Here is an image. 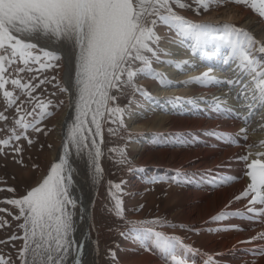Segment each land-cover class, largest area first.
Wrapping results in <instances>:
<instances>
[{
    "label": "snow or ice",
    "instance_id": "1",
    "mask_svg": "<svg viewBox=\"0 0 264 264\" xmlns=\"http://www.w3.org/2000/svg\"><path fill=\"white\" fill-rule=\"evenodd\" d=\"M192 2L197 5L195 11L198 15L201 9L207 12L213 5L230 2L237 6H248L264 18V0ZM173 6L178 9L190 7L182 0H0V92L9 107L15 105L19 98L14 95L16 89L38 100L32 97V93L46 80L41 79L38 84H33L37 76L25 81L20 74L60 67L56 62L61 61L62 55L51 50L52 47H69L74 63V78L70 87H60V91L73 97L75 111V119L67 126L64 154L51 165L42 183L20 198L2 201L16 207L18 214L14 219L23 221L19 225L23 230L22 235L9 238L23 240L22 247L18 249L21 264H68L70 257L73 264H82L84 243H77L74 237L73 217L78 204L71 191L74 170L67 157L71 149L77 155L86 153L96 182L99 181L102 169L97 137L101 136V121L107 115L108 118L119 117L122 123L126 109L117 106L119 95L139 93L151 98L145 89L137 86L135 80L139 75L146 74L163 82L162 74L152 68L153 61H159L163 51L160 48L161 36L157 32L159 26H166L176 37L193 40L192 54H199L201 58L218 54L225 47L230 50L225 63L235 64L239 75L236 80L225 83L238 88L237 99L246 112L242 117L245 128L240 130L242 139L247 138L246 128L252 118L264 111V42L228 23L213 25L193 22L178 14ZM209 47H214L215 51L207 52ZM164 54L168 55L166 52ZM183 63L186 65L189 62ZM169 66L173 65L170 63ZM211 71L209 69L192 82L219 83L213 81ZM9 84L13 90L6 88ZM50 103L40 101L36 105L41 111L35 122H29L24 115H19L22 108L17 106L19 118L14 120L15 126L10 129L9 139L0 141V145L6 147L11 140H20L22 137L17 133V128L41 131L36 124L51 114L47 111ZM217 103L223 104L220 101ZM27 115L32 113L28 112ZM0 120H7V117L0 113ZM261 123L264 125V117ZM28 143L32 141L28 140ZM13 151L19 154L22 149L13 147ZM251 155L248 153L237 157L245 164L250 182L235 199H247L245 213L251 218L264 217V159H261L264 152L255 153V159H249ZM120 187L119 184L110 185L109 194L115 202V215L124 218L122 201L111 192L112 188L119 192ZM6 190L15 191L13 188ZM2 211L5 209L0 208ZM83 212L81 205V215ZM228 215L221 213L213 219L227 218ZM161 223L160 220L141 221L121 235L160 250L171 264H188L184 253L191 255L193 249L176 236L154 231V227ZM256 239L264 240V233ZM111 255L115 256L114 253ZM210 261L211 257L207 264ZM0 264H9V259L0 256Z\"/></svg>",
    "mask_w": 264,
    "mask_h": 264
},
{
    "label": "bare ground",
    "instance_id": "2",
    "mask_svg": "<svg viewBox=\"0 0 264 264\" xmlns=\"http://www.w3.org/2000/svg\"><path fill=\"white\" fill-rule=\"evenodd\" d=\"M235 10L231 7L224 11L226 20L240 21V27L247 28L264 42L261 24L248 12ZM224 49L227 50L224 53L222 48L218 54L205 58L193 55L191 49L182 50L180 46L166 50L167 65L159 67L165 74L166 83L158 87L151 99L143 102L141 109L127 117L130 130L140 134L129 147L136 156L144 155L143 158H146L149 153L144 150L154 133H151L153 128L160 129L170 124L179 134L176 142L180 143V148L171 154V164L165 167L168 171L166 177L174 189L175 186L180 187V195L186 199L181 207L184 214L182 221L191 225V230L205 231L192 246L184 243L193 249L191 255L185 253L187 259L197 264H207L209 257L216 264H264V240L256 239L264 233V217L251 218L245 213L247 199H235L250 182L245 164L237 157L252 153L249 159H255V153L264 152V146H259L264 145V125L261 123L264 111L252 118L246 128L247 138L242 139L240 130L245 128L242 117L246 112L237 99L238 88L225 83L236 80L239 72L232 62L225 63L230 50ZM51 50L60 52L64 61L68 62L64 81L66 88H69L74 78L71 49L65 53L58 45ZM184 61L189 63L185 65ZM170 63L173 66H169ZM209 69L212 70L210 76L219 83H209L216 84L214 88L199 84L195 86L192 81ZM218 101L223 104L219 105ZM73 104V97L68 93V103L56 117L55 136L59 143L57 149L49 154L53 163H57L59 156L64 154L67 126L75 119ZM146 111L154 112V124L146 125L139 121ZM202 126L204 129L201 130L199 127ZM214 137L217 141L212 140ZM67 159L74 170L71 191L78 200L73 217L74 237L77 243H84L82 264H97L98 242L93 221V182L96 179L86 153L77 155L71 149ZM81 205L83 215L80 213ZM238 212L245 214L237 215ZM221 213L229 215L227 218L213 219ZM100 237L104 238L105 235L101 234ZM150 249L151 252L143 253L137 259L138 264H171L170 260L167 262L166 254L155 248ZM68 264H73L72 257Z\"/></svg>",
    "mask_w": 264,
    "mask_h": 264
},
{
    "label": "rangeland",
    "instance_id": "3",
    "mask_svg": "<svg viewBox=\"0 0 264 264\" xmlns=\"http://www.w3.org/2000/svg\"><path fill=\"white\" fill-rule=\"evenodd\" d=\"M182 2L189 4L190 7L178 9L173 6L174 10L196 23L213 25L228 23L243 29L240 27V21H227L224 17V11L226 12L229 8L234 7L237 9L236 12H248L264 28V18L259 17L248 6H237L230 2H224L213 5L207 12L201 9L198 15L195 11L197 5L193 4L192 0H182ZM243 30L252 35L247 28ZM157 32L161 36L160 48L163 51L160 53V60L153 61L152 68L155 72L162 74L164 77L163 82L159 79L150 78L146 74L139 75L135 80L137 86L145 89L150 97L154 96L158 87L164 86L166 83L165 74L159 68L167 65L166 56L168 55L164 54L167 52L166 50L175 46H180L182 50H192L194 43L190 38L176 37L175 33L166 26H159ZM252 36L257 41L262 42L257 36ZM60 48L65 53H69V47L60 46ZM212 49L214 50V47H209L206 51L211 52ZM223 51L227 50L223 48ZM56 63H59L60 67L49 68L41 72L20 74L25 81L30 80L32 76H37L38 79L33 80V84H38L41 79L46 80V83L40 85L32 93V97H37L38 100L31 99L16 89L14 95L19 98L15 105L9 107L2 96V92H0V113L7 117V120H0V141L9 139L11 136L10 129L15 126L14 120L19 118V115H24L29 122H35L41 111L36 105L40 101L51 102L47 108V111L51 114L36 124V127L40 128L41 131L37 132L32 128L24 131L17 128V133L22 138L18 141L11 140L10 145L6 147L0 145V189H5L0 191V208L5 209V211L0 212V256L9 259V264H21L18 259V249L22 247L23 240H10L9 238L22 235L23 230L19 225L23 221L14 219V216L18 214L16 207L2 201L20 198L32 187L38 186L46 178L53 164L49 154L53 149H57L59 143L55 136L56 117L68 103V93L60 91V87L66 88L64 74L68 68V62L66 63L62 57L61 61ZM52 77H55V79L53 80ZM196 84H199V86L206 85L207 87H213V85L215 87L216 85H209V83H195L194 85L198 86ZM9 85H6L7 89ZM8 90H13V88ZM147 100L148 98L141 96L139 93L119 95L116 104L126 109L122 123L119 117L108 118L107 115L101 121V138L98 137L97 146L101 151L99 163L102 173L99 181L96 182L95 180L93 182V221L98 242L97 264H138L137 259L143 253L151 252L147 243L142 244L121 235L122 232L126 233L133 224H138L141 221L160 220L162 223L155 226L154 231L176 236L183 243L188 242L191 246L202 238V233H205V231L191 230V225L182 221L184 214L181 212V207L186 199L180 195V187L175 186L174 189V186L166 177L168 171L165 167L171 164V154L180 148V143L176 142L179 134L175 129L170 124H165L160 129L153 128L151 133H154L144 150V152L149 153L146 158H143L144 155L136 156L129 147V144L137 140L140 134L130 130L129 125L126 123L127 117L141 109L143 102ZM17 106L22 108L19 115L16 112ZM33 109L35 110L33 111ZM206 111L210 110L207 109ZM28 112H31L32 115H27ZM143 114L146 115H142L143 118L141 117L139 121L146 125L154 124L152 121L155 117L154 112L146 111ZM199 128L204 129L203 126ZM28 140H31L32 143L29 144ZM212 140L217 141L215 137ZM13 147H20L22 151L17 154L13 151ZM114 184L121 186L119 192L115 188H112L111 192L121 199L124 218L117 217L113 210L115 202L109 192L110 185ZM7 188H13L15 191L8 192ZM101 234H104L105 237H100ZM111 253H114L115 256L113 257ZM184 258L190 264H197L195 261L187 259L185 253ZM168 261L169 258L167 257ZM210 263L216 264L214 261H210Z\"/></svg>",
    "mask_w": 264,
    "mask_h": 264
},
{
    "label": "crops",
    "instance_id": "4",
    "mask_svg": "<svg viewBox=\"0 0 264 264\" xmlns=\"http://www.w3.org/2000/svg\"><path fill=\"white\" fill-rule=\"evenodd\" d=\"M8 89H12V86H11V85H9V86H8Z\"/></svg>",
    "mask_w": 264,
    "mask_h": 264
}]
</instances>
